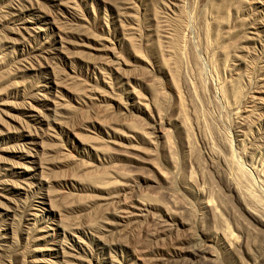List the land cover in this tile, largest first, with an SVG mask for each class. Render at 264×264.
Returning a JSON list of instances; mask_svg holds the SVG:
<instances>
[{
    "label": "rangeland",
    "instance_id": "obj_1",
    "mask_svg": "<svg viewBox=\"0 0 264 264\" xmlns=\"http://www.w3.org/2000/svg\"><path fill=\"white\" fill-rule=\"evenodd\" d=\"M155 110L165 183L117 160ZM263 207L264 0H0V264H264Z\"/></svg>",
    "mask_w": 264,
    "mask_h": 264
},
{
    "label": "bare ground",
    "instance_id": "obj_2",
    "mask_svg": "<svg viewBox=\"0 0 264 264\" xmlns=\"http://www.w3.org/2000/svg\"><path fill=\"white\" fill-rule=\"evenodd\" d=\"M175 29V28H174ZM178 31V30H177ZM175 32V31H174ZM206 34V33H205ZM133 48V47H132ZM136 48V47H135ZM175 49V48H174ZM138 50V49H137ZM179 53V52H178ZM177 53V54H178ZM138 54V53H137ZM139 55V54H138ZM174 57V56H173ZM146 61H145V63H144V66L146 65ZM148 64V63H147ZM147 66V65H146ZM149 66V65H148ZM195 66V65H194ZM145 68V67H144ZM198 67H196V69H197ZM178 74V73H177ZM197 74V73H196ZM180 75V74H179ZM171 77V76H170ZM181 77V76H180ZM201 77V76H200ZM173 79V78H172ZM160 80V79H159ZM201 80V79H200ZM160 85H161V83H160ZM156 86V85H155ZM153 87V86H152ZM159 89H160V87H159ZM152 91V90H151ZM153 91H155V90H153ZM233 91V90H232ZM227 92V91H226ZM157 93V92H156ZM154 94V93H153ZM162 94V93H161ZM175 94V93H174ZM173 94V95H174ZM234 94V93H233ZM157 97V96H156ZM162 97H163V95H162ZM159 98V97H158ZM157 98V99H158ZM120 99V98H119ZM223 99V98H222ZM228 100V99H227ZM225 101V100H224ZM234 101V100H233ZM119 103V106H120V109L121 110H126V108H129V112H131L132 113V115L133 114H141V115H145V113L146 112H144L142 109H137V108H135V107H133V106H129V107H124L123 105H121L120 104V101L118 102ZM163 103H165V102H163ZM162 105V104H161ZM164 106V105H163ZM119 109V108H118ZM119 109V110H120ZM120 110V111H121ZM146 110H147V108H146ZM127 111V112H128ZM148 112V111H147ZM154 113V115H153V118L150 120L149 119V122H151V123H149V125H148V127H147V133H145L143 130V132L144 133H142V131L141 132H138V131H136L135 132V130L130 134V135H127V136H125L124 138H123V142H124V144H125V148H127L128 149V151L130 150V151H132V155L133 156H130V155H126V156H124V155H121V156H118L117 157V160L118 161H121V162H123V163H126L127 165L129 164V165H131V167H135V168H144V167H147V168H149V170H151L152 172H154L155 174H158L159 175V178L165 183L166 182V178H165V175H164V173H162V171H160L159 169H162V168H157L156 166H154L153 164H151V163H149L147 160L149 159L150 160V157L151 156H154L155 155V150H157L156 149V143L154 142V140L152 139V138H150V137H148L149 135L148 134H152V133H155V137H156V140L157 141H159L160 143H162L163 145L164 144H167L166 142H167V139H168V136L166 135V133H165V131L167 130V131H169L168 129H171V125H170V123H166L164 120H163V118L161 117V114L159 113V111L158 110H155V111H153ZM107 113V112H106ZM105 113V114H106ZM121 114H120V116H123L122 115V111L120 112ZM126 113V112H125ZM124 113V114H125ZM110 114V113H109ZM147 114V113H146ZM105 116V115H104ZM103 116V117H104ZM109 116V115H108ZM119 116V117H120ZM124 116H126V115H124ZM124 116H123V119H124ZM135 116V115H134ZM146 116V115H145ZM148 116V115H147ZM151 116V115H150ZM106 117V116H105ZM110 117V116H109ZM114 118V117H113ZM145 118V117H144ZM151 118V117H150ZM110 119V118H109ZM119 119V118H118ZM123 119H121V120H123ZM103 120V119H102ZM147 120H148V118H147ZM113 121V120H112ZM112 121H110V122H112ZM148 122V121H147ZM146 128V127H145ZM166 128H168V129H166ZM145 130V129H144ZM172 130V129H171ZM171 133V132H170ZM153 136V135H152ZM154 137V138H155ZM138 142H137V141ZM136 141V142H135ZM171 141V140H170ZM136 143H138V144H140L141 146H136ZM225 143H226V141H225ZM224 143V144H225ZM122 146V148H123V145H121ZM120 146V147H121ZM225 150V149H224ZM230 150V149H229ZM129 151V152H130ZM124 152V151H123ZM152 152H154V155H152ZM158 152V151H157ZM125 153H127L126 152V150H125ZM129 154V153H128ZM137 154H139V155H137ZM142 156V157H144L145 158V160L146 161H144V159L141 161V159L139 160L136 156ZM109 157V156H108ZM152 158V157H151ZM232 158V157H231ZM171 159V158H170ZM116 160V159H115ZM153 161V160H152ZM173 162V161H172ZM230 162V161H229ZM110 163V162H109ZM155 163V162H154ZM231 163H232V161H231ZM234 164V163H233ZM115 165V164H114ZM123 165V164H122ZM226 165V164H225ZM110 166V165H109ZM174 166V165H173ZM230 166V165H229ZM227 167V166H226ZM232 167V166H231ZM230 167V168H231ZM236 167V166H235ZM235 167H234V169H235ZM138 172V171H137ZM141 172V171H140ZM232 172V171H231ZM237 172H238V174H239V177H241V175H245V171H243L241 168H237V171H236V174H237ZM121 173V172H120ZM169 173H170V171H169ZM130 175V174H129ZM132 175V174H131ZM145 175H146V173H145ZM171 175V174H170ZM234 175V174H233ZM124 176V178H125V175H123ZM133 176V175H132ZM136 176V175H135ZM238 176V175H237ZM122 177V176H121ZM128 177V179H126V181L124 182V184H122L121 186H119V187H117L116 189H114L115 190V195H113L112 197H113V199L114 200H116L118 203H121V205H123V207L122 208H124L123 210H128L129 209V211H122L121 209H120V213L122 212V215H123V217H125V218H121V219H128V216H132V217H134V216H136L137 217V215H138V213H141V212H148V211H155V210H158V212H159V214H160V217H161V220H162V223H163V225L166 227L165 229H166V231L167 232H173V231H176L178 228H185V224H183L182 222H180V221H178V220H176V218H175V216L172 214V213H169L168 211H166V210H164L163 208H160L159 206H156V205H154V207L153 206H151V205H145V203H143L142 201H131V203H130V205H126L125 203L126 202H129V200H127V197H129V199H131L132 197V195L134 196L136 193H137V195H138V192H139V189H140V187H143V186H148L149 187V185H152V184H155L154 183V181L152 180V179H150V178H142V177H136L135 178V180L134 179H129V176H127ZM126 177V178H127ZM244 177H248V176H244ZM132 178H134V177H132ZM238 178V177H237ZM263 178V177H262ZM158 179V178H157ZM239 179H241V178H239ZM238 179V180H239ZM243 179V178H242ZM248 179V178H247ZM168 180V179H167ZM243 181V180H242ZM247 181V180H246ZM244 182V181H243ZM121 183V182H120ZM235 183V182H234ZM240 184V183H239ZM158 185V184H157ZM235 185V184H234ZM251 185V184H250ZM115 186V185H114ZM235 186H237V185H235ZM235 186H234V188H235ZM239 187V186H238ZM242 188V187H241ZM249 188V187H248ZM110 189V188H109ZM160 189V188H159ZM235 189H237V187L235 188ZM147 190V189H146ZM238 190V189H237ZM138 191V192H137ZM238 191H241V192H244V191H242V189L241 190H238ZM249 191V190H248ZM107 192V191H106ZM240 192V193H241ZM251 192V191H250ZM110 193V192H109ZM142 193V192H141ZM158 193V192H157ZM238 193V192H237ZM240 193H238V198H240V202L242 203V205H243V208H244V210H245V212L251 217V216H253L254 215V213H253V208L251 209L250 208V205H249V203H247V199H246V195L248 196L247 198H248V200H249V202L250 201H252L253 200V198H249V194H240ZM244 193H246V192H244ZM248 193V192H247ZM107 194V193H106ZM208 194V193H207ZM209 195V194H208ZM252 195V194H251ZM110 196H111V194H110ZM111 197V198H112ZM135 197H136V195H135ZM138 197V196H137ZM210 197V196H209ZM252 197V196H251ZM141 198V197H140ZM103 199V198H102ZM106 199V198H105ZM112 199V200H113ZM137 199V198H136ZM142 199V198H141ZM140 199V200H141ZM145 199V198H144ZM208 199H210V198H208ZM219 199V198H218ZM127 200V201H126ZM150 200V199H149ZM100 201V200H99ZM105 201V200H104ZM146 201V200H145ZM151 201H152V199H151ZM155 201V200H154ZM254 201H255V199L253 200V203H254ZM211 202H212V200H211ZM223 202V201H222ZM226 202V201H225ZM256 202V201H255ZM108 203V202H107ZM218 203V202H217ZM220 203H221V201H220ZM253 203H251V204H253ZM259 203V202H258ZM102 204V203H101ZM210 204V203H209ZM249 206H248V205ZM214 205H216V204H214ZM213 205V206H214ZM130 206H132V207H130ZM212 206V205H211ZM219 206V205H218ZM225 206V205H224ZM257 206V205H256ZM221 207V206H220ZM104 208V207H103ZM107 208V207H106ZM116 208V207H115ZM118 208V207H117ZM209 209H207V211H208V213L209 214H211V216H215L214 215V208L213 207H208ZM264 208V207H263ZM222 209V208H221ZM256 210V209H255ZM258 210V209H257ZM256 210V211H257ZM117 211V210H116ZM129 212V213H128ZM114 213V212H113ZM118 213V212H117ZM259 213V212H258ZM115 214V213H114ZM119 214V213H118ZM142 214V213H141ZM113 215V214H112ZM217 215V214H216ZM260 215V214H259ZM119 216H121V215H119ZM139 216V215H138ZM159 216V215H158ZM220 216V215H219ZM256 216V215H255ZM262 216H263V212H262ZM261 216V217H262ZM156 217H157V215H156ZM216 217V216H215ZM259 217V216H258ZM260 218V217H259ZM213 219H214V217H213ZM258 219V218H257ZM223 220V219H222ZM254 220V219H253ZM220 222V221H219ZM217 223V222H216ZM220 224V223H219ZM222 224V223H221ZM220 224V225H221ZM235 224V223H234ZM238 224V223H237ZM262 224H263V226H264V219L262 220ZM239 225V224H238ZM123 227V226H122ZM125 228V227H124ZM163 228V227H162ZM203 228V227H202ZM201 228V229H202ZM226 229V228H225ZM219 230V229H218ZM125 232V231H124ZM244 235V234H243ZM221 236V235H220ZM224 236V234L222 235V237ZM206 237V236H205ZM203 238V240H202V244H204V245H206V247H207V245H210V246H212L211 244H213V240L212 239H208V236L206 237V238ZM221 237V238H222ZM211 238V237H210ZM223 238H225V236L223 237ZM124 239V238H123ZM226 239L227 238H225V242H227L226 241ZM228 240V239H227ZM255 240V239H254ZM225 242H224V244H225ZM216 243V242H215ZM221 243V242H220ZM256 245V244H255ZM210 246L209 247H207V248H210ZM214 246H215V244H214ZM214 246H212V248L214 247ZM228 246V245H227ZM249 246V245H248ZM254 246V245H253ZM258 246V245H257ZM202 247H203V245H202ZM206 247H204L205 249H206ZM203 248V249H204ZM215 248V247H214ZM213 248V249H214ZM256 248V247H255ZM203 249H201V250H203ZM209 250V249H208ZM151 251V250H150ZM192 251V250H191ZM200 251V250H199ZM207 251V250H206ZM249 252V251H248ZM143 253V252H142ZM205 253H208V252H205ZM204 253V251H202V252H200L199 253V256L201 255L203 258H206V256H207V258H208V256L210 255H208V254H205ZM251 254V253H250ZM198 255V254H197ZM200 256V257H201ZM212 256V255H211ZM218 256V255H217ZM216 256V257H217ZM248 256V255H247ZM252 256V255H251ZM197 257V256H196ZM213 257V256H212ZM211 257V258H212ZM249 257V256H248ZM255 257H257V256H255ZM207 258L205 259V260H203V261H206L207 260ZM214 258V257H213ZM199 259H202V258H199ZM208 259H210V257L208 258ZM240 259V258H239ZM253 259V258H252ZM213 260H215L216 261V259H211V260H207V261H211V263H213L214 261ZM254 260V259H253ZM171 261V260H170ZM206 261V262H207ZM216 263V262H215ZM214 263V264H215ZM209 264V263H208ZM256 264V263H255ZM259 264V263H258Z\"/></svg>",
    "mask_w": 264,
    "mask_h": 264
}]
</instances>
